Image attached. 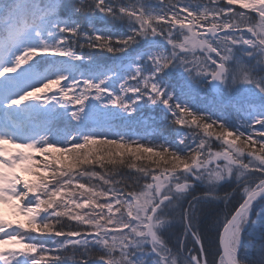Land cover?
Masks as SVG:
<instances>
[{"label": "snow or ice", "instance_id": "obj_1", "mask_svg": "<svg viewBox=\"0 0 264 264\" xmlns=\"http://www.w3.org/2000/svg\"><path fill=\"white\" fill-rule=\"evenodd\" d=\"M257 234L264 0H0V264H264Z\"/></svg>", "mask_w": 264, "mask_h": 264}, {"label": "trees", "instance_id": "obj_2", "mask_svg": "<svg viewBox=\"0 0 264 264\" xmlns=\"http://www.w3.org/2000/svg\"><path fill=\"white\" fill-rule=\"evenodd\" d=\"M114 27L115 29L120 28L119 25H116ZM108 62L110 63L111 61L109 60ZM198 102L201 106H210L213 103V97L210 93L205 91L201 93V98L199 99ZM140 118L147 123L155 125V127L158 128L159 131L163 132L165 135H167L170 131V129L165 125V122L163 121L160 110L154 106L145 107L140 115ZM37 159H40V157L37 156ZM26 178H31V177L26 176ZM227 190L231 191L230 188H228ZM228 207L231 208V205H229ZM225 210H226L225 204L223 203V201H219L213 204L212 206H210L209 211L211 212V215L208 216L206 220L203 217H201V228L204 231L206 247H207V240L209 238L214 239L216 241V244L218 245V237L216 236L215 230L211 229V225L214 219L217 216H222ZM209 229L211 230L209 231ZM173 243H175V237H173ZM255 243L257 248L260 246L261 243H264V241H261L259 234H257ZM215 247L216 246L214 245L212 249L213 251H215ZM209 259L211 260V257H209Z\"/></svg>", "mask_w": 264, "mask_h": 264}, {"label": "rangeland", "instance_id": "obj_3", "mask_svg": "<svg viewBox=\"0 0 264 264\" xmlns=\"http://www.w3.org/2000/svg\"><path fill=\"white\" fill-rule=\"evenodd\" d=\"M27 176V174H26ZM3 208V211L5 213V215L8 217V218H18V219H23V217H18V216H15L11 210V207L8 206V205H5V206H2Z\"/></svg>", "mask_w": 264, "mask_h": 264}]
</instances>
